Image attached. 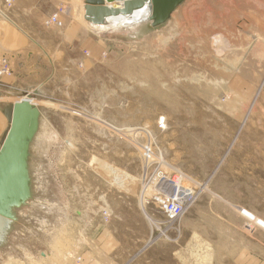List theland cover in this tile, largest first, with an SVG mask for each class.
<instances>
[{
	"label": "rangeland",
	"instance_id": "obj_1",
	"mask_svg": "<svg viewBox=\"0 0 264 264\" xmlns=\"http://www.w3.org/2000/svg\"><path fill=\"white\" fill-rule=\"evenodd\" d=\"M74 2L83 13V0ZM137 31H96L95 59L79 65L74 52L57 54L1 95L0 106L35 100L40 116L32 195L14 209L0 264H235L238 249L264 255V0H184L161 25ZM139 127L148 133L137 137L202 183L172 225L141 204L140 153L114 129ZM226 205L239 229L207 214ZM245 217L261 228L245 229ZM99 226L108 235L97 243Z\"/></svg>",
	"mask_w": 264,
	"mask_h": 264
},
{
	"label": "crops",
	"instance_id": "obj_2",
	"mask_svg": "<svg viewBox=\"0 0 264 264\" xmlns=\"http://www.w3.org/2000/svg\"><path fill=\"white\" fill-rule=\"evenodd\" d=\"M7 1L9 5L5 4V0H0V11L3 13H0V57L7 59L11 74L0 77V101L2 94H8L9 89L15 90L23 79L28 78L24 74L41 72L36 66L53 61L57 54L64 56L74 52L75 58L70 61L79 65L95 59L99 54L96 30L82 18L80 7L74 0ZM58 8H63L58 14L61 24L48 23L49 17ZM3 106H0V138L7 128ZM225 207H222V212L215 207L209 208L207 214L210 217L211 214L216 215V222L218 218L230 225L234 221V226L239 229L237 213L229 205ZM234 226L231 225L229 229L234 230ZM97 230V243L102 238L107 239L108 229L99 226ZM232 260L235 264H264V255L250 249H238L232 254Z\"/></svg>",
	"mask_w": 264,
	"mask_h": 264
},
{
	"label": "water",
	"instance_id": "obj_3",
	"mask_svg": "<svg viewBox=\"0 0 264 264\" xmlns=\"http://www.w3.org/2000/svg\"><path fill=\"white\" fill-rule=\"evenodd\" d=\"M183 1L83 0L84 18L94 24H100L104 23L106 18L117 15L130 16L147 6L152 26H159ZM2 112L7 120V128L0 138V240L5 236L9 222L17 218L14 209L26 205L32 195L29 149L39 128L40 116V110L28 99L13 102L10 110L6 104L2 107Z\"/></svg>",
	"mask_w": 264,
	"mask_h": 264
},
{
	"label": "built area",
	"instance_id": "obj_4",
	"mask_svg": "<svg viewBox=\"0 0 264 264\" xmlns=\"http://www.w3.org/2000/svg\"><path fill=\"white\" fill-rule=\"evenodd\" d=\"M5 4L9 5V2L5 0ZM62 11L63 8H59L57 12H54L49 17L48 23L56 22L61 24L58 14ZM0 13L2 12L0 11ZM10 74L11 69L8 66L7 59L1 56L0 77ZM157 127L163 130L165 128V121L159 119ZM114 129L122 136L128 137L127 134H129V138H131V141H133L140 153L142 168L141 183L143 184V188L139 193L141 204L144 207L153 205L156 211L164 216L167 224L172 225V223L181 219L186 213L187 208L197 200V189L202 183L171 165L159 152L150 137L146 139L137 137V133H148L145 127L127 131L121 128V130ZM245 219L246 221L243 223L245 229L250 231L258 227V225H255L248 218L245 217Z\"/></svg>",
	"mask_w": 264,
	"mask_h": 264
},
{
	"label": "bare ground",
	"instance_id": "obj_5",
	"mask_svg": "<svg viewBox=\"0 0 264 264\" xmlns=\"http://www.w3.org/2000/svg\"><path fill=\"white\" fill-rule=\"evenodd\" d=\"M84 6V5H83ZM175 9V8H174ZM173 9V10H174ZM172 10V11H173ZM171 11V12H172ZM148 7L145 6L143 9H139L135 11L133 14L130 16H125V15H117L115 17H109L106 18V21L104 23L100 24H94L93 22L87 21V24H89L94 30L97 32H124L129 35H134L137 30L143 26V25H148L151 23L150 19L148 18ZM170 15V14H169ZM82 16L84 18V10L82 13ZM89 26V27H90ZM26 99V98H25ZM32 104L35 103V100L29 99ZM26 99V100H27ZM21 99H14L10 103H7L9 110L11 109L12 103L15 101H20ZM54 203V202H53ZM57 205V204H56ZM55 206V205H54ZM60 207V206H59ZM58 208V207H57ZM56 210V209H55ZM54 216V215H53ZM60 216V215H59ZM22 218V217H21ZM20 218V219H21ZM56 219V218H54ZM22 220V219H21ZM27 224V223H26ZM34 228V227H33ZM50 229V228H47ZM28 230V229H27ZM35 230V229H34ZM24 231V230H23ZM47 231V230H46ZM51 233V232H50ZM33 235V234H32ZM24 238V237H23ZM26 238V237H25ZM7 256V255H5ZM8 260V259H7Z\"/></svg>",
	"mask_w": 264,
	"mask_h": 264
}]
</instances>
